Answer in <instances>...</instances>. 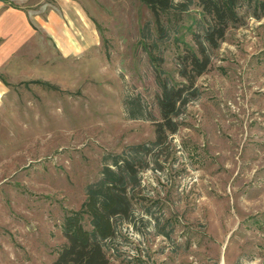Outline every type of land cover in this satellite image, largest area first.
<instances>
[{
	"label": "rangeland",
	"instance_id": "374dc122",
	"mask_svg": "<svg viewBox=\"0 0 264 264\" xmlns=\"http://www.w3.org/2000/svg\"><path fill=\"white\" fill-rule=\"evenodd\" d=\"M68 2L70 40L57 45L37 30L0 63V264H51L65 243L62 218L80 209L102 155L153 137L151 121L122 105L137 95L157 116L139 43L150 9L142 0ZM195 10L159 43L170 80L180 79L176 54L194 47ZM237 12L155 168L140 172L134 226L118 224L109 264H264V14L251 15L246 0Z\"/></svg>",
	"mask_w": 264,
	"mask_h": 264
},
{
	"label": "trees",
	"instance_id": "16d2710c",
	"mask_svg": "<svg viewBox=\"0 0 264 264\" xmlns=\"http://www.w3.org/2000/svg\"><path fill=\"white\" fill-rule=\"evenodd\" d=\"M142 1L150 9L152 20L141 25L139 43L148 56L158 86L154 95L157 116L137 95L123 96L122 105L127 117L151 121L153 137L125 144L116 153L109 151L102 155L98 177L84 186L80 209L69 211L62 218L60 230L65 243L51 264H109L108 243L118 224L134 226L133 204L137 198L135 189L140 185V172L149 166L155 168L160 148L167 145V136L178 127L177 117L182 107L200 93L195 79L209 66L211 51L218 46L228 26L241 22L237 6L245 0ZM246 1L251 7V15L264 14V0ZM191 6L197 7L194 27L190 30L194 47L185 44L176 54L175 71L180 79L170 80L160 66L159 43L175 31L174 21L187 14ZM144 212L151 217L147 208Z\"/></svg>",
	"mask_w": 264,
	"mask_h": 264
},
{
	"label": "crops",
	"instance_id": "0c3cea01",
	"mask_svg": "<svg viewBox=\"0 0 264 264\" xmlns=\"http://www.w3.org/2000/svg\"><path fill=\"white\" fill-rule=\"evenodd\" d=\"M68 4V0H0V63L12 48L29 40L37 30L57 45L70 40L72 32L66 33L61 13Z\"/></svg>",
	"mask_w": 264,
	"mask_h": 264
}]
</instances>
